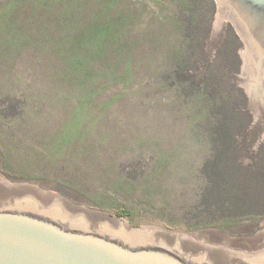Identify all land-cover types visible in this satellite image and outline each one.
Returning a JSON list of instances; mask_svg holds the SVG:
<instances>
[{
    "label": "rangeland",
    "instance_id": "374dc122",
    "mask_svg": "<svg viewBox=\"0 0 264 264\" xmlns=\"http://www.w3.org/2000/svg\"><path fill=\"white\" fill-rule=\"evenodd\" d=\"M242 62L215 0H0V175L219 248L262 234Z\"/></svg>",
    "mask_w": 264,
    "mask_h": 264
},
{
    "label": "water",
    "instance_id": "95a60500",
    "mask_svg": "<svg viewBox=\"0 0 264 264\" xmlns=\"http://www.w3.org/2000/svg\"><path fill=\"white\" fill-rule=\"evenodd\" d=\"M242 42L237 81L264 134V0H215ZM0 264H264V233L219 248L187 234L132 227L0 175Z\"/></svg>",
    "mask_w": 264,
    "mask_h": 264
}]
</instances>
